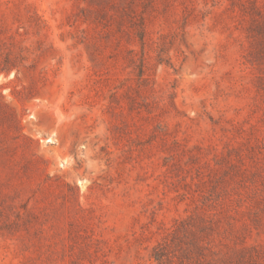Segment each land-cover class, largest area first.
Instances as JSON below:
<instances>
[{
    "label": "rangeland",
    "instance_id": "obj_1",
    "mask_svg": "<svg viewBox=\"0 0 264 264\" xmlns=\"http://www.w3.org/2000/svg\"><path fill=\"white\" fill-rule=\"evenodd\" d=\"M180 224L168 264H264V0H0V264Z\"/></svg>",
    "mask_w": 264,
    "mask_h": 264
},
{
    "label": "trees",
    "instance_id": "obj_2",
    "mask_svg": "<svg viewBox=\"0 0 264 264\" xmlns=\"http://www.w3.org/2000/svg\"><path fill=\"white\" fill-rule=\"evenodd\" d=\"M185 226L179 225L174 231L166 238L161 244L158 245L154 252V260L157 264H168L171 262V258L168 256L171 251L176 247V239L180 233L184 231ZM187 255H185V258ZM179 264H184L182 258H177Z\"/></svg>",
    "mask_w": 264,
    "mask_h": 264
}]
</instances>
